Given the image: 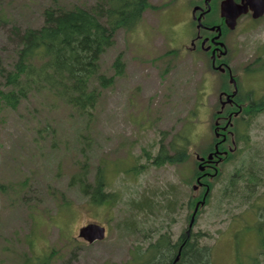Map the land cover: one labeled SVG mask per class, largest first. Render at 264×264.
<instances>
[{
  "label": "rangeland",
  "instance_id": "obj_1",
  "mask_svg": "<svg viewBox=\"0 0 264 264\" xmlns=\"http://www.w3.org/2000/svg\"><path fill=\"white\" fill-rule=\"evenodd\" d=\"M103 1L0 0V15L8 22L0 26V56L6 63L13 56L11 28L41 27L47 7L91 9ZM149 1L153 8L136 28L119 29L115 45L102 56L101 72L114 75L120 55L125 72L102 90L90 114L82 116L45 91L30 95L17 109L0 112V264H17V256L31 253L42 257L44 247L48 264H127L140 245L157 242L160 233L177 240L187 230L192 192L197 197L205 191L194 192L195 155L215 138L221 81L210 73L206 55H194L184 46L190 47L192 35L187 23L190 0ZM233 33L232 66L241 74L245 68L252 72L241 83L260 103L264 19L241 24ZM2 84L0 79V88ZM246 133L247 148L211 180L210 200L193 229L206 235L201 243L212 249L210 264H264L257 233L261 226L264 231V110ZM174 141L181 151L190 145L189 156L181 155V162L156 166L147 159L162 147L174 158ZM251 166L260 171L252 205L243 197L226 198L232 178ZM99 167L106 193L114 198L96 205L72 179L84 170L94 186ZM241 186L238 180L235 189ZM143 191H152L157 203L132 231L127 227L130 204ZM89 223L106 227L103 241L90 245L79 238V230Z\"/></svg>",
  "mask_w": 264,
  "mask_h": 264
},
{
  "label": "trees",
  "instance_id": "obj_2",
  "mask_svg": "<svg viewBox=\"0 0 264 264\" xmlns=\"http://www.w3.org/2000/svg\"><path fill=\"white\" fill-rule=\"evenodd\" d=\"M149 8H153L149 0H104L102 4L91 9H65L54 5L44 10L41 27H28L23 30L12 27L10 35L14 46L13 56L8 63L0 56V79L3 81L0 88V112L5 108L17 109L30 95L45 91L62 99L82 116L90 114L101 99L102 90L112 87L115 79L123 76L125 72L121 55L113 64L114 75L108 76L101 72L102 56L115 45L118 30L135 29ZM7 23L0 15V26ZM171 146L175 150L174 158L168 156V152L162 147L157 156L152 158L147 155V159H150L153 165L162 166L166 162H181L180 156L183 154L189 156V143L184 145L183 151L175 146V141ZM83 171L72 179V183L79 181L82 194L90 197L96 205L114 198L112 193H106L102 167H99L94 186L87 180V174ZM246 174L251 177L249 171L243 176ZM237 181L229 182L225 191L226 198L243 197L244 202L252 205L251 200L256 193L255 180H239L242 181V186L235 189ZM210 187L213 188L211 182ZM242 187H246L245 190H242ZM199 196L195 197L192 192L188 202V222L204 193ZM155 198L158 197H155L152 191H143L132 199V219L127 221L128 228L132 231L136 229L137 220L140 221L144 214L151 212L152 207L156 205ZM209 200L210 195L206 205L200 207L196 222ZM261 228L262 226L257 228L258 246L263 248L264 231ZM182 234L177 240H173L167 233H160L159 240L152 244L149 250L152 260L145 264H210L212 249L201 243L206 235L192 232L190 240L180 248L186 236L185 233ZM153 248L155 250L152 253ZM179 253L180 259L176 262ZM137 256L138 254H135L129 264H138ZM49 260L46 256L44 264L50 263ZM33 264H37L35 257Z\"/></svg>",
  "mask_w": 264,
  "mask_h": 264
},
{
  "label": "flooded vegetation",
  "instance_id": "obj_3",
  "mask_svg": "<svg viewBox=\"0 0 264 264\" xmlns=\"http://www.w3.org/2000/svg\"><path fill=\"white\" fill-rule=\"evenodd\" d=\"M190 2L191 7L187 23L191 24L192 35L189 38L190 47L187 46L188 44L184 46L194 55H206L210 65V73L219 76L221 81L218 103L216 111H214L215 138L206 151L195 155L198 167V172L194 178L198 185L196 191L204 189L205 195L209 188L210 192L212 190L210 187L211 180H214L219 174H223L224 166L230 163L233 158H237L247 148L246 145L250 139L246 132L251 128L252 121L257 119L264 110V101L259 100L260 103L257 102L258 99L255 98L253 90L246 87L244 82L241 83V80L252 75V72L245 68L241 74L232 66L236 56L233 55L230 43L231 35L234 34L233 32H237L241 24H255L263 20L264 15L257 19L254 18L251 6L256 5V0H190ZM225 7L228 8V12L223 11ZM244 7L248 8V12L238 18L233 17L232 22L233 14ZM180 24L184 23L181 22ZM183 27L186 28V25ZM232 77L235 82L231 81ZM234 92L236 95L233 97ZM241 143H244L243 149H240ZM250 152L253 151L250 150L248 154ZM252 170H254L253 166L246 168V171L243 172L244 174L249 171L250 174L252 173V177H247L248 173L246 177L239 174L234 176L232 180H255L258 188L260 179L256 176H259L260 171ZM187 231L188 228L184 232L185 241L180 248L190 240L191 233L188 235ZM182 235L180 234L179 237ZM155 243L145 247L141 245V255L137 258L138 264H145L152 260L149 257V250L151 245ZM46 250L44 247L42 257L35 256V263L44 264V252ZM154 250L155 248L152 249V253ZM22 259L24 262L18 263ZM33 259L34 256L31 253V256H17L16 261L17 264H33Z\"/></svg>",
  "mask_w": 264,
  "mask_h": 264
},
{
  "label": "water",
  "instance_id": "obj_4",
  "mask_svg": "<svg viewBox=\"0 0 264 264\" xmlns=\"http://www.w3.org/2000/svg\"><path fill=\"white\" fill-rule=\"evenodd\" d=\"M251 9L254 12V18L257 19V18L262 17L264 15V0H256V5H254V6L252 5ZM223 11L228 12L229 10L227 7H225L223 9ZM247 12H248V8L244 7V8L239 9V11L236 12L235 14H233V16L231 14L232 22H233V17L238 18L240 15L247 13ZM231 81L235 82L233 77H232ZM235 95H236V92L233 93V97ZM194 189L196 191L198 189V187L195 186ZM208 194H209V189L206 192L203 200L201 202H199L197 204V206L195 207V210H194L193 215H192V219H191L190 224H189V230L187 231L188 235H190V232L194 226L196 216H197V213H198L200 207L201 206L204 207L206 204V199H207ZM105 234H106V229L104 227H102L98 224H95V223H91V224L80 229L79 237L83 238L84 240H86L89 243H94L95 241L104 240ZM179 259H180V255L177 257L176 262L179 261Z\"/></svg>",
  "mask_w": 264,
  "mask_h": 264
},
{
  "label": "bare ground",
  "instance_id": "obj_5",
  "mask_svg": "<svg viewBox=\"0 0 264 264\" xmlns=\"http://www.w3.org/2000/svg\"><path fill=\"white\" fill-rule=\"evenodd\" d=\"M229 112V111H228ZM252 174V173H251ZM252 177V176H251ZM199 248V247H198ZM171 253V252H170Z\"/></svg>",
  "mask_w": 264,
  "mask_h": 264
}]
</instances>
